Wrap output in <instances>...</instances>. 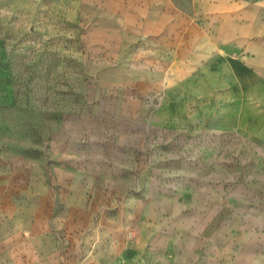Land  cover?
Masks as SVG:
<instances>
[{"label":"rangeland","instance_id":"obj_1","mask_svg":"<svg viewBox=\"0 0 264 264\" xmlns=\"http://www.w3.org/2000/svg\"><path fill=\"white\" fill-rule=\"evenodd\" d=\"M154 2L0 0V264H264V101L214 126L225 50Z\"/></svg>","mask_w":264,"mask_h":264},{"label":"crops","instance_id":"obj_2","mask_svg":"<svg viewBox=\"0 0 264 264\" xmlns=\"http://www.w3.org/2000/svg\"><path fill=\"white\" fill-rule=\"evenodd\" d=\"M198 1L203 8L201 23H198L196 19ZM154 3L156 10L154 9L155 11L147 21V24L150 23L149 29H177L181 24L182 17L189 23L185 29H189L191 43L202 44L203 42L197 39V31L206 29L211 32V37L208 40L212 46L225 50V52L210 57L205 63L208 67L207 75L213 77L210 79L212 83L209 88L205 89L206 91L193 88V86L190 88L197 98L221 90L222 93L216 98L219 106L218 111L210 117V122L223 129L233 128L220 125L214 119L220 120L224 116L233 115L237 125L247 99H249L248 102H253L255 105L264 101L262 93L257 92L258 85L264 86V69L259 64L261 62L257 55L255 57L241 55V52L249 48L248 45L246 46L247 37H256L257 34H262V25L258 23L259 20H262V14L258 13L256 9L252 10V7L248 8L246 3L240 0H155ZM248 20L249 23H247ZM165 23L167 24L165 25ZM235 61H239L240 65L247 70L242 74L235 72L231 66ZM222 62L227 66L226 71L219 69V64ZM211 65L215 68L213 72H211L212 68L210 69ZM242 77L246 81L248 79L249 83L255 81L254 92L246 91V86L241 80ZM201 80V77H198V82ZM235 85L241 88V96L236 103V98L232 97L230 92ZM202 112L203 110L199 111L194 118L204 119ZM28 210L30 213L34 212L35 215H41V210L37 206ZM24 211L27 209L24 208Z\"/></svg>","mask_w":264,"mask_h":264}]
</instances>
